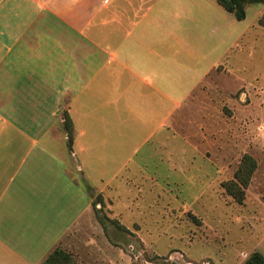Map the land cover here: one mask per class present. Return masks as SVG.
Returning a JSON list of instances; mask_svg holds the SVG:
<instances>
[{
    "label": "crops",
    "instance_id": "0c3cea01",
    "mask_svg": "<svg viewBox=\"0 0 264 264\" xmlns=\"http://www.w3.org/2000/svg\"><path fill=\"white\" fill-rule=\"evenodd\" d=\"M262 14L250 5L237 21L216 0H0V264H41L94 217L92 194L117 216L133 180L183 174L194 104L225 101L223 80L200 87L263 33Z\"/></svg>",
    "mask_w": 264,
    "mask_h": 264
},
{
    "label": "rangeland",
    "instance_id": "374dc122",
    "mask_svg": "<svg viewBox=\"0 0 264 264\" xmlns=\"http://www.w3.org/2000/svg\"><path fill=\"white\" fill-rule=\"evenodd\" d=\"M259 32L241 41L240 53L233 49L225 57L226 72L217 69L200 87L223 80L225 101L194 104L193 118L184 119V140L194 150L183 142L177 150L183 174L182 167L171 172L168 166L167 177L133 180L118 194L117 216L107 208L110 200L99 194L98 203L99 195L90 193L94 217L75 225L55 249L76 264H243L255 251L264 255V30ZM245 155L256 169L243 187L235 173ZM231 181L244 191L242 203L227 190Z\"/></svg>",
    "mask_w": 264,
    "mask_h": 264
},
{
    "label": "trees",
    "instance_id": "16d2710c",
    "mask_svg": "<svg viewBox=\"0 0 264 264\" xmlns=\"http://www.w3.org/2000/svg\"><path fill=\"white\" fill-rule=\"evenodd\" d=\"M217 4L221 6L227 13H230L237 21L245 19L246 8L250 5H264V0H216ZM260 27H264V14L257 20ZM64 127L67 131V145L69 150L72 146V127L68 117L65 118ZM256 169L255 161L248 155H245L239 165L238 171L235 173L237 182L246 187L250 183V179ZM227 190L235 200L242 203L244 200V191L238 186L235 181L227 184ZM97 202H101L100 195L97 197ZM96 204V203H95ZM98 215V214H96ZM98 218V217H97ZM41 264H76L71 255L60 248H56L51 252ZM243 264H264V255L258 251L253 252Z\"/></svg>",
    "mask_w": 264,
    "mask_h": 264
}]
</instances>
